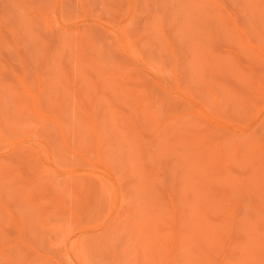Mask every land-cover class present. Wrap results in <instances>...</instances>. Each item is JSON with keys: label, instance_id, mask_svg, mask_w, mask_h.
<instances>
[{"label": "rangeland", "instance_id": "374dc122", "mask_svg": "<svg viewBox=\"0 0 264 264\" xmlns=\"http://www.w3.org/2000/svg\"><path fill=\"white\" fill-rule=\"evenodd\" d=\"M0 264H264V0H0Z\"/></svg>", "mask_w": 264, "mask_h": 264}]
</instances>
